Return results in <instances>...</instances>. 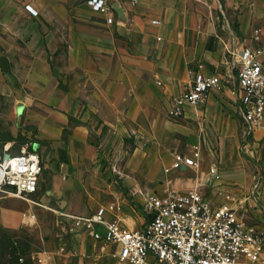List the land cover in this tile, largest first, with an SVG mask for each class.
<instances>
[{"label":"crops","instance_id":"crops-1","mask_svg":"<svg viewBox=\"0 0 264 264\" xmlns=\"http://www.w3.org/2000/svg\"><path fill=\"white\" fill-rule=\"evenodd\" d=\"M87 1L0 0V49L14 51L16 64L26 61L29 67L25 80L18 76L28 90V109L32 106L28 122L66 128L72 117L88 119L93 111L102 124L126 136L134 106L142 114V129L157 127L164 115L173 119L170 104L190 87V71H195L219 74L223 86L205 103L187 106L178 118L183 121L179 129L196 145L220 140L226 146L239 139L244 121L235 53L254 43L256 29L264 33V0H141L136 6L119 2L111 24ZM50 58L57 60V67ZM176 152L191 153L171 148V163ZM190 170H173L169 174L175 172V178L156 192L198 185L205 192L209 177L187 176ZM57 209L75 213L63 206ZM120 219L141 228L147 215L141 225ZM74 234L78 239L72 244L97 251L90 236Z\"/></svg>","mask_w":264,"mask_h":264},{"label":"rangeland","instance_id":"rangeland-1","mask_svg":"<svg viewBox=\"0 0 264 264\" xmlns=\"http://www.w3.org/2000/svg\"><path fill=\"white\" fill-rule=\"evenodd\" d=\"M13 52L0 49V57L8 56L12 67L10 73L0 68V142L11 143L14 150L27 146L41 154L46 169L36 198L43 197L48 206H63L76 214L101 211L114 218L135 219L141 225L145 211L136 189L159 190L155 188L175 178V172H165L171 163V148L191 152L198 146L202 147V166L187 176L209 177L207 194L247 200L249 215L257 213L250 206L254 194L264 204V127L246 141L240 131L239 139L226 146L218 139V144L202 146L179 129L182 120L167 115L157 127L142 129V114L133 106L130 129L125 131L130 135L126 136L102 124L93 111L88 119L72 117L66 128H40L28 122L32 106L28 109V90L18 78L25 80L29 67L26 61L18 66ZM213 166L216 174L209 171ZM29 210L37 214L33 226L21 220ZM72 239L78 238L64 229L55 212L0 191V264H40L39 253H55L61 246L65 247V255L59 257L63 264H115L110 255L100 257L92 247L72 244Z\"/></svg>","mask_w":264,"mask_h":264},{"label":"built area","instance_id":"built-area-1","mask_svg":"<svg viewBox=\"0 0 264 264\" xmlns=\"http://www.w3.org/2000/svg\"><path fill=\"white\" fill-rule=\"evenodd\" d=\"M140 1L88 0L87 3L111 24L115 20L116 3L136 6ZM26 9L38 15L31 5H26ZM253 41L235 53L245 141L264 123V33L261 29L254 31ZM190 74V87L170 104L168 115L173 119L183 117L187 106L205 103L213 91L222 89L219 74L195 71ZM202 161V147H196L189 154L176 152L165 172L182 167L199 170ZM44 170L39 152L27 146L14 150L11 143L0 142V191L55 212L66 230L90 236L97 254L110 255L115 264H264V204L255 194L253 200L248 199L257 213L249 215L245 208L247 200L234 199L228 194L218 199L213 195L215 192L209 195L201 185L186 190L169 186L163 193L136 189L135 194L142 198L147 215L144 226L137 228L101 211L76 214L46 205L42 198H36L41 191ZM209 171L216 174L217 167ZM258 188L256 185L254 189ZM21 220L33 226L38 220L37 214L26 211ZM39 255L40 264H63L59 257L65 255V247L61 246L55 253L45 250Z\"/></svg>","mask_w":264,"mask_h":264},{"label":"water","instance_id":"water-1","mask_svg":"<svg viewBox=\"0 0 264 264\" xmlns=\"http://www.w3.org/2000/svg\"><path fill=\"white\" fill-rule=\"evenodd\" d=\"M0 68L4 71V72H10L11 68H10V62L8 60L7 57L3 56L0 58ZM9 154H6L5 157L9 158ZM183 169H186V167H183Z\"/></svg>","mask_w":264,"mask_h":264}]
</instances>
